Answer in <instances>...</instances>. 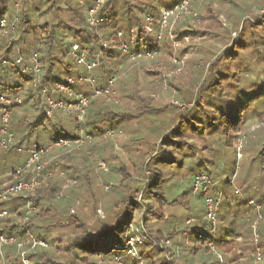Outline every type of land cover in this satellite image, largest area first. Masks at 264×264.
Segmentation results:
<instances>
[{
	"label": "trees",
	"instance_id": "1",
	"mask_svg": "<svg viewBox=\"0 0 264 264\" xmlns=\"http://www.w3.org/2000/svg\"><path fill=\"white\" fill-rule=\"evenodd\" d=\"M94 1L0 0V20L6 18L10 24L17 18L13 34L2 37L0 32V95L20 99L19 104L12 106L10 116L15 145L0 150L1 187L28 179L29 175L15 177L18 155L27 154L34 146H48L53 139L78 136L77 111L69 114L55 111L46 118L48 104L41 91V87L50 89L56 81L85 75L76 63L75 46L86 50L87 61L99 62L91 73L95 89L105 87L110 78L119 75L118 66L124 56L114 49L118 45L119 32L124 42H127L129 31L134 32L132 51L156 52L146 64L130 65L131 80L119 77L110 95L89 100L84 121L91 142H85L79 151H53L58 158L42 172L39 186L33 192L9 196L0 202V212H6V216L0 218V236L21 242L28 232L34 239L48 243L47 249L21 247L26 251L28 262L25 264H193L192 259L198 254L211 253L209 247L215 226L205 218L200 219L197 207L188 202L192 190L175 198L169 195L159 160L169 155L177 142L174 137L170 138L177 117H171V129H162V123L156 121L159 114L170 107L177 109L178 115L182 114V120L187 110L204 104L196 92L205 85L213 62L210 59L204 62L199 57L202 55L200 46L221 17V8L233 0H189L186 11L171 30L173 41L178 43L175 51L167 33L160 43L157 42L159 28L156 24L153 33L147 34L146 18L156 20L161 10L185 0H105L98 14L104 19L98 26V35L85 22L86 10ZM246 1L253 2L250 6L255 12L254 19L261 24L257 18L264 16V0ZM259 5L263 8L257 9ZM231 37L236 39L238 33L232 31ZM102 42L108 44L106 49L102 48ZM33 54L41 64L40 82L36 87L32 86L28 75L10 66L11 63H16L17 68L30 65ZM174 57L186 61L180 79L175 76L178 66L173 63ZM137 73H143L149 80L139 85ZM160 84H167L165 89L168 86L174 89L173 94L180 96L182 103L174 101L158 109L154 101ZM72 90L92 94L90 84L77 83ZM262 100L264 108V94ZM245 111L250 110L243 104L236 115L218 123V133L226 146L245 130L246 114L242 116ZM263 115L264 112L256 115L257 122H263ZM257 125L249 130L248 138L244 136L236 150L247 157L248 163L254 157L257 160L260 187L246 188L247 196L242 202L247 205L248 201H256L262 213L264 125ZM110 131L112 136L104 138ZM180 143L186 145L181 140ZM18 148L22 152L19 153ZM99 161L105 164L106 171L98 168ZM152 161L157 164L151 166ZM104 174L110 179L113 175L119 176L117 184L106 183ZM197 174L211 178L205 171ZM195 175L189 179L190 187ZM214 177L212 188L216 187L217 191L212 197L224 193L230 186L225 183L219 190L224 179H220L218 173ZM65 180H72L74 184L66 182L65 186ZM28 204L34 211L24 221ZM241 206L233 208L238 210ZM159 222L161 227H157ZM135 231L144 241L138 253L140 261L127 256L124 248L125 239ZM110 239L113 243L107 245V250L103 249ZM240 239V234H236L231 238L224 236L216 244L213 242L223 257L231 256L229 264L242 260V254L235 247ZM165 242L169 246H165ZM10 246L14 248L1 250L0 264H24L16 253V246ZM215 262L220 264L216 257ZM223 264H226L225 259Z\"/></svg>",
	"mask_w": 264,
	"mask_h": 264
},
{
	"label": "rangeland",
	"instance_id": "2",
	"mask_svg": "<svg viewBox=\"0 0 264 264\" xmlns=\"http://www.w3.org/2000/svg\"><path fill=\"white\" fill-rule=\"evenodd\" d=\"M251 4H253L251 1L233 0L227 7L221 8V17L212 31L207 34L204 45L200 46L202 47L200 49L202 55L199 57L204 62L207 59L213 62L210 64L211 70L207 74L208 78L205 85L196 92L199 98L204 100V104L187 110L182 120H180L182 114L178 115L179 111L170 107L165 112L160 113L156 121L157 124L162 123V129H171L173 123L170 122V119L177 117V124L170 136V138L174 137L177 142L171 147L169 155L159 160L161 170L167 179L168 193L172 198L189 193L191 190L189 179L200 171H205L211 175V178L209 177L211 180L216 179L214 176L218 173L221 176L220 179H224V184L219 186V190L224 188L225 183L230 184L223 193L215 222L212 223L215 226V231L212 233L213 241L211 240L209 248L220 264H223L224 259L225 263L229 264L231 256L223 257L219 250L214 247V243H217L224 236L231 238L232 235L236 234H240L241 239L235 244V247L242 254V260L237 264H264V212L260 213L256 201H248L247 205L242 202L243 197L247 196L246 188L252 189L255 186L254 188L258 189L260 187L258 179L260 168L255 157L250 159V163H248L246 162L247 157L244 154L240 155L239 150H236L238 144L240 145V142L244 140V136L248 138L249 130L259 126L257 124L264 125V115L262 116L263 122L259 123L256 119L257 114L260 115L264 112L262 100L264 94V16L257 18L261 20V24H258L254 19L255 12L251 8ZM259 8L263 7L259 5L257 9ZM232 31L238 33L236 39L231 37ZM182 61V66L179 67L180 72L175 75L179 76V79L182 75L181 69L186 62ZM143 63L146 64L147 61H143ZM132 64L136 63L128 62L124 56L121 57L117 71L121 80H131L132 67L130 65ZM78 67L79 70H83L81 66ZM136 76L139 85H143L149 80V77L143 73H137ZM64 81L66 80L56 82L64 83ZM179 81L182 82V79ZM184 84L187 83L184 82ZM166 86L167 84H160L155 91L157 98H155L154 105L158 109L161 106L173 104L174 101H177L178 104L183 101L180 96L174 95V89L172 90L170 86L165 89ZM243 104H246L250 110L242 114V116L246 114L245 118H247L245 130L239 138L232 143L230 140L229 146H226L222 136L218 133V123L223 118L230 119L236 115L238 108H241ZM250 117H252L251 122L248 121ZM180 140L186 145L180 143ZM53 153L52 151L48 158L54 157L55 159H52L48 166L58 158V155ZM27 159L28 154L18 155V170L24 167ZM99 163L103 162L99 161ZM156 164L157 161H152L150 165ZM21 174L29 175V171H23ZM41 174L39 178H41ZM60 175L64 179V174L61 173ZM15 177L18 176L15 175ZM103 178L106 183L114 186L117 184L119 176L113 175L110 179L108 175L104 174ZM25 180L28 179L22 181ZM232 187L233 189H230ZM237 187H240L241 190ZM216 191V187H211L209 195H214ZM235 191H238V194H235ZM201 197L200 194H192L187 200L190 205L197 207V216L203 219L205 218L206 207L203 197ZM233 206H241V208L237 210ZM225 214L224 218L223 215ZM161 226L162 223L158 224L157 227ZM236 227L238 228L236 229ZM25 241L26 236L21 242H17L15 239L11 244L18 249L16 253L24 264L28 262L25 258L26 251L22 250L21 247L19 248V245L24 244ZM44 242L48 246V243ZM112 243L113 240L110 239L103 249ZM142 246L143 244L137 247V253H140ZM9 247L14 248V246L4 245L0 247V252ZM39 248L47 249L48 247ZM211 253L207 255L198 254L192 259V263L216 264L215 257ZM256 256H259V262L255 261Z\"/></svg>",
	"mask_w": 264,
	"mask_h": 264
},
{
	"label": "built area",
	"instance_id": "3",
	"mask_svg": "<svg viewBox=\"0 0 264 264\" xmlns=\"http://www.w3.org/2000/svg\"><path fill=\"white\" fill-rule=\"evenodd\" d=\"M189 0L183 1L179 5H175L172 8L164 9L160 11L159 17L154 20L152 17L146 18V27L145 30L147 34L153 33V27L156 24L158 26V33L156 40L158 43L161 42L165 33H167L168 38L172 41V47L175 50L178 46V43L173 41V35L171 30L174 24L180 19L182 14L186 11V6ZM105 0H96L92 5L86 10L85 22L89 28L93 29L94 32L98 35V26L101 24L104 19L99 17L98 14L102 9ZM17 7V6H16ZM8 23L6 18L0 20V32L2 37H7L14 33L15 31V21ZM235 34H233V37ZM118 41L117 47H114L116 51L121 52L128 61L132 63H139L143 61H149L154 58L156 55L155 51H132V48L135 44V36L132 30L129 31L127 42L122 40V34L119 32L116 36ZM187 42V39H184ZM108 44L102 42V48L106 49ZM75 50L78 52L76 57V63L78 66H81L85 71V75L80 76L78 79L68 78L64 83L56 82L52 85L50 89L46 87H41V91L45 94V101L48 104V109L45 113L46 118H50L55 111H60L66 114L77 111V124H78V136L76 138H60L53 139L48 146H34L27 150L28 159L22 169H19L15 172V175L19 176L23 171H29V178L25 181H19L7 184L4 187L0 186V202L2 199H5L8 196H13L21 193L33 192L35 188L39 185V175L45 170L49 162L54 157L48 158V156L55 150H63L66 153L74 152L79 150L85 142H91L92 138L90 135L85 132V113L89 104V100L99 96H108L110 95L111 88L113 87L116 79L119 78L118 75L110 78L106 86L101 89H95L94 79L91 77V73L99 66L98 61H87V52L85 49L75 46ZM173 58V63L178 66L175 73L180 72L179 67L182 66V61ZM10 66L14 69L19 70L22 74L28 75L29 79L32 82V86L36 87L40 82V71L41 64L38 60V56L33 54L30 58V65L18 67L16 63H11ZM77 83L79 84H90L92 86V94H82L77 93L72 90ZM56 95H61V99L54 98ZM19 98H7L0 95V150H7L15 145V136L10 130V116L12 113V106L14 104H19ZM107 136H112L110 131L104 138ZM20 153L22 150L17 149ZM49 159V160H48ZM47 160V161H46ZM98 168L100 170L106 169L105 164L99 163ZM69 184H74L72 180H66ZM213 186L211 179L205 174H197L191 180V190L193 194H200L203 197V202L206 207L205 219L214 223L216 219V214L219 211L223 193L219 192L216 196H210L209 190ZM235 194H238V191H235ZM33 212V207L29 204L27 205V210L24 216V221H27L28 216ZM6 216V212H0V218ZM213 231V230H212ZM26 241L21 243L20 247L29 246L30 249H35L36 247H46V243L43 241H38L34 239L30 233L26 232ZM134 235L125 239L124 248L126 250V255L140 261V256L137 253V247L142 244V237L135 231ZM14 242L12 237L0 236V247L4 245H11ZM165 246H169L168 242H165ZM259 256L255 257V261L259 262ZM26 263V262H25Z\"/></svg>",
	"mask_w": 264,
	"mask_h": 264
},
{
	"label": "crops",
	"instance_id": "4",
	"mask_svg": "<svg viewBox=\"0 0 264 264\" xmlns=\"http://www.w3.org/2000/svg\"><path fill=\"white\" fill-rule=\"evenodd\" d=\"M67 80V79H66ZM65 82V81H64ZM56 83V82H55ZM62 83V82H61Z\"/></svg>",
	"mask_w": 264,
	"mask_h": 264
}]
</instances>
